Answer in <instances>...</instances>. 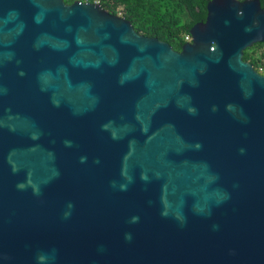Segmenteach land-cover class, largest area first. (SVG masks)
I'll use <instances>...</instances> for the list:
<instances>
[{"label": "water", "instance_id": "water-1", "mask_svg": "<svg viewBox=\"0 0 264 264\" xmlns=\"http://www.w3.org/2000/svg\"><path fill=\"white\" fill-rule=\"evenodd\" d=\"M188 35L0 0V264H264V11L210 0Z\"/></svg>", "mask_w": 264, "mask_h": 264}, {"label": "trees", "instance_id": "trees-1", "mask_svg": "<svg viewBox=\"0 0 264 264\" xmlns=\"http://www.w3.org/2000/svg\"><path fill=\"white\" fill-rule=\"evenodd\" d=\"M65 5L74 1L94 3L109 15L129 22L135 34L154 38L178 52L185 44L189 29L205 19V5L210 0H62ZM243 1V0H238ZM264 11V0H257ZM242 61L264 75V42L242 53Z\"/></svg>", "mask_w": 264, "mask_h": 264}, {"label": "built area", "instance_id": "built-area-1", "mask_svg": "<svg viewBox=\"0 0 264 264\" xmlns=\"http://www.w3.org/2000/svg\"><path fill=\"white\" fill-rule=\"evenodd\" d=\"M183 41H184L185 43H189V42H190V37H189V35L184 36Z\"/></svg>", "mask_w": 264, "mask_h": 264}]
</instances>
